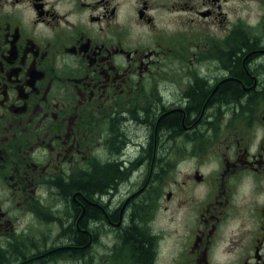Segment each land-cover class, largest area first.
Listing matches in <instances>:
<instances>
[{"label":"flooded vegetation","instance_id":"1","mask_svg":"<svg viewBox=\"0 0 264 264\" xmlns=\"http://www.w3.org/2000/svg\"><path fill=\"white\" fill-rule=\"evenodd\" d=\"M63 263L264 264V0H0V264Z\"/></svg>","mask_w":264,"mask_h":264},{"label":"rangeland","instance_id":"2","mask_svg":"<svg viewBox=\"0 0 264 264\" xmlns=\"http://www.w3.org/2000/svg\"><path fill=\"white\" fill-rule=\"evenodd\" d=\"M244 2H241L235 6L236 9H238L240 11L239 15L241 18V21L243 23L245 22H251L252 18L250 17L251 15V11H254L255 6L253 5H248V4H243ZM190 162L189 161H180L179 163H177V169L176 171V175H174L170 180H167L168 183V190H170L172 193H174L175 195L172 196L171 202L169 205H164L163 207V212H162V216L164 217V222H168L169 218L171 217H176V216H180L181 213L183 212V205H185L184 200H183V187H185V184L187 183L188 179V175L190 173ZM166 183V184H167ZM166 206L170 208H168V210L166 209ZM163 222V223H164ZM165 225H168V223H164ZM168 227V226H166ZM171 227V226H169ZM65 260H67V258H65ZM66 264V263H63Z\"/></svg>","mask_w":264,"mask_h":264},{"label":"trees","instance_id":"3","mask_svg":"<svg viewBox=\"0 0 264 264\" xmlns=\"http://www.w3.org/2000/svg\"><path fill=\"white\" fill-rule=\"evenodd\" d=\"M240 55L242 57V54L244 53L245 48H246V44L245 43H241L240 45ZM240 60L241 58L240 57H235L234 61H235V64H239L240 63ZM202 98V94L200 92H198L197 95H195V101H199L200 99ZM176 118H178V115L177 117L174 116V117H170L166 120H164V123H162V126L163 125H170L171 122H176ZM168 121V122H167ZM122 136H120L121 138ZM105 176L108 178V180L104 179V183L100 182L99 180H94L92 182H89V183H80V190L85 192V193H88V192H92V193H95L93 191H104L106 190L105 186H107L109 184V182L106 183V181H109L110 179V184H112L114 186V182H115V178H116V172L112 169H110L108 172H106ZM79 187V186H77ZM110 187V186H109ZM72 190V189H70ZM70 190L68 191V189L66 188L65 189V192L64 193H68L70 192ZM129 232L131 235L133 236H136V238L138 239V244L140 247H142L143 251L149 255L150 253V245L144 241L143 237L138 235V231L136 230L135 227H131L129 229Z\"/></svg>","mask_w":264,"mask_h":264},{"label":"bare ground","instance_id":"4","mask_svg":"<svg viewBox=\"0 0 264 264\" xmlns=\"http://www.w3.org/2000/svg\"><path fill=\"white\" fill-rule=\"evenodd\" d=\"M243 102V101H242ZM247 111V110H246ZM231 120V119H230ZM146 124V123H145ZM169 133V132H168ZM181 141V140H180ZM194 141V140H193ZM185 143V142H184ZM185 148V147H184ZM68 207V206H67ZM68 209V208H67ZM74 213V212H73ZM132 214V213H131ZM99 216V215H98ZM69 219V218H68ZM49 220V219H48ZM47 220V221H48ZM76 226V225H75ZM95 231V230H94ZM61 256V255H60Z\"/></svg>","mask_w":264,"mask_h":264}]
</instances>
